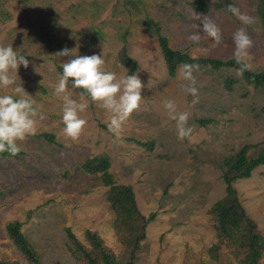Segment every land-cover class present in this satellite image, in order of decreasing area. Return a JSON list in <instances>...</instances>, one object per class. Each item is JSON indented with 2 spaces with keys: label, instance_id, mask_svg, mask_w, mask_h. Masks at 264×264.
<instances>
[{
  "label": "rangeland",
  "instance_id": "374dc122",
  "mask_svg": "<svg viewBox=\"0 0 264 264\" xmlns=\"http://www.w3.org/2000/svg\"><path fill=\"white\" fill-rule=\"evenodd\" d=\"M194 1L0 0V46H12L29 60L27 69L20 65L17 74L10 71L16 84L0 88V95L16 97L14 89L21 85L44 117L37 116L35 135L18 141L22 154L0 155V263L31 264L7 231L15 221L22 222L39 264H105L90 233L122 264H243L241 258H249L246 248L230 247L222 238L212 207L227 194L225 159L244 146H250L248 157L264 148V87L247 84L237 69L194 63L199 97L194 102L181 87L186 82L179 69L169 74L152 30L157 22L171 46L194 58L233 57V35L241 22L227 11L228 5H217L220 0H203L208 7L203 11L193 7ZM231 1L253 18L246 26L254 41L248 63L253 71L264 70L258 0ZM195 12L215 21L220 44L202 32ZM192 34H199L200 41L189 40ZM124 47L139 64L135 73L120 61ZM65 48L81 56L101 55L105 71L118 78L137 74L143 82L141 107L125 122L119 139L107 127L111 114L85 94L81 100L71 82V98L89 105L80 113L87 124L77 141L64 134L63 100L54 89L63 62L75 58L56 54ZM168 99L189 113L192 131L184 140L163 107ZM200 119L209 121L202 124ZM97 155L108 157L113 185L133 189L143 216L137 232L144 235L137 244L133 232L115 227L117 214L108 196L113 185L105 184L102 173L83 168ZM232 184L247 225L264 239V163ZM68 228L78 243L68 237ZM70 246L77 247L76 255ZM260 252L257 264H264V247Z\"/></svg>",
  "mask_w": 264,
  "mask_h": 264
},
{
  "label": "clouds",
  "instance_id": "9594fccd",
  "mask_svg": "<svg viewBox=\"0 0 264 264\" xmlns=\"http://www.w3.org/2000/svg\"><path fill=\"white\" fill-rule=\"evenodd\" d=\"M227 11L235 16L243 25L233 35L234 54L233 59L239 65L238 74L243 75L251 69L248 63L250 50L254 41L247 32V25L253 23V18L241 12L235 5H228ZM194 18L201 21L202 32L210 37L216 44L221 43V30L215 21L208 15L194 13ZM199 34H192L189 40L199 42ZM60 57H72L62 64V75L55 86L54 94L63 100L62 122L65 125L64 134L73 141H77L83 133L87 120L80 113L89 107L87 102H78L71 98L68 93L70 78L71 88L81 89V100L84 93L88 94L90 100L98 106L106 109L110 114L107 123L108 130L119 139L123 125L141 107L143 96L141 94L144 84L137 74L117 77L116 73L105 71V60L101 55H76L67 48L56 53ZM25 69L29 66V60L24 55H18L12 46H0V88L7 89L16 84L14 75L10 71L18 73L19 66ZM198 65L184 63L179 68V75L186 83L181 87L186 94L195 98L198 102V89L193 75ZM14 92L16 97L10 94L0 95V153L8 152L16 156L21 152L18 141H25L29 136L37 132L38 106L32 96L24 88L16 86ZM18 97V98H17ZM170 120L175 122L177 135L184 140L191 134V128L187 127L189 113L179 111L174 100L168 99L163 102ZM43 119V115H39Z\"/></svg>",
  "mask_w": 264,
  "mask_h": 264
},
{
  "label": "trees",
  "instance_id": "16d2710c",
  "mask_svg": "<svg viewBox=\"0 0 264 264\" xmlns=\"http://www.w3.org/2000/svg\"><path fill=\"white\" fill-rule=\"evenodd\" d=\"M230 4L232 5L231 0H220V2L217 3L218 6H226ZM134 5L137 6L136 3H134ZM192 5L196 10L199 11L208 9L207 3H205V1L203 0H196L192 2ZM256 11L264 34V0H258ZM149 25L151 26L152 24L149 23ZM155 26L156 28L152 26L151 27L153 28L152 30L156 33L157 40L159 42V47L170 75H176L177 70L184 63H199L205 66L213 67L215 69L225 67L234 68L238 70L239 65L236 64L233 57L225 60L210 57L194 58L190 55L189 52L174 48L173 46H171L168 36L164 35L161 32L158 22ZM123 36H126V34L124 33ZM120 61L127 67L130 73H135L137 69H139V64L137 60L130 56V54L126 50V47H124L120 51ZM62 71L63 69L61 70V72ZM241 77L247 84L254 85L255 87H264V70L253 71L252 69H250L248 71H245L243 75H241ZM71 81L72 78H70V82ZM227 82L229 88H231L233 84V79L229 78ZM79 90L82 91L81 89ZM84 94L88 96L87 93ZM199 121L200 123L205 124L209 120L200 119ZM249 147V145L244 146L235 155L229 156L225 159L224 166L226 170L224 172V179L227 183V194L223 198L215 202L212 207V213L216 217L215 219L218 223L222 238L224 240H228L227 244L230 247H238L240 250H242V248H246L249 252V258H246V256L241 258L242 263L257 264V259L258 257H260L261 254L260 251L264 247V239L258 234H255L253 229L247 225V222L249 221L246 220V212L240 204L237 192L232 184L234 178L249 174L255 167L264 163V148L260 149L255 156L248 157L247 152ZM22 153L23 151L21 150L18 155ZM0 155L3 157L18 156H11L8 152L0 153ZM109 167L110 162L108 160V157L100 155L94 156L93 158H89L83 163V168L85 170L93 174L102 173V179L105 184L113 185V178L108 172ZM108 196H110L109 199L111 201L112 207L117 214L115 227L120 231L124 230L133 232V234L130 236L133 237V241L137 244L138 241L141 240L142 236L144 235H139V233L137 232L139 229L138 219L140 217L143 218V216L140 215V211L138 210V205L132 187L130 185H113L111 192ZM152 217L153 216H151V219ZM146 224L147 220H145L142 230L145 229ZM21 228L22 222L15 221L8 224L7 231L9 233L10 238L15 242L17 247H19L24 252V254H26V257L31 262V264H39L37 259L38 256L34 255V247L29 242ZM66 231L68 237H70V239H73L74 242L78 243L77 238L75 234L71 231V229L68 228ZM90 236L93 242L95 243V246L98 247L99 250H101L104 257L103 261L105 264H122L119 262L117 263L115 258L112 257L109 252L107 253L105 251L102 245V240L98 236L92 233H90ZM72 244L77 245L75 243ZM76 250L77 247L73 248L72 246H70V251L73 255L77 254ZM84 254L87 256L88 261L90 260L91 262H94V257H92L90 253H85L84 251ZM0 264L21 263L17 261H8L1 262ZM94 264L100 263L95 262Z\"/></svg>",
  "mask_w": 264,
  "mask_h": 264
}]
</instances>
